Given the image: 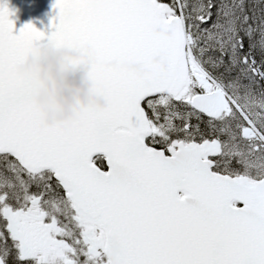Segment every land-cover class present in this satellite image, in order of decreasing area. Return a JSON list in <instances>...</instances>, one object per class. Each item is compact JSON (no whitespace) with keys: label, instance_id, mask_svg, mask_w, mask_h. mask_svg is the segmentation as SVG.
Segmentation results:
<instances>
[{"label":"snow or ice","instance_id":"snow-or-ice-1","mask_svg":"<svg viewBox=\"0 0 264 264\" xmlns=\"http://www.w3.org/2000/svg\"><path fill=\"white\" fill-rule=\"evenodd\" d=\"M0 0V264H264V0ZM91 48L108 100L46 122L20 71Z\"/></svg>","mask_w":264,"mask_h":264},{"label":"water","instance_id":"water-1","mask_svg":"<svg viewBox=\"0 0 264 264\" xmlns=\"http://www.w3.org/2000/svg\"><path fill=\"white\" fill-rule=\"evenodd\" d=\"M7 3L14 12L11 18L14 20L17 30L29 22H32L38 29L50 30L51 18L55 15V11L52 8L54 0H7ZM46 49L53 50V56L64 54L63 59L71 65V67H63L60 69L66 80H78L81 75L87 72L88 81L93 84V91L96 93L95 82L91 78V70L94 64V54L91 48L78 50L70 46L57 47L54 42H49L42 47H38L28 57L27 61L20 66V71L34 74L38 78L41 87L38 95L34 97V101L44 112V107L39 103V97H41L46 88L45 82L42 79L44 69L39 66L30 68L29 62L35 59L38 65L41 62H47L53 58L52 56L46 55Z\"/></svg>","mask_w":264,"mask_h":264},{"label":"clouds","instance_id":"clouds-1","mask_svg":"<svg viewBox=\"0 0 264 264\" xmlns=\"http://www.w3.org/2000/svg\"><path fill=\"white\" fill-rule=\"evenodd\" d=\"M45 53L53 58L38 65L33 59L29 62V67L39 66L44 69L42 79L46 88L39 97V103L45 109L47 123L74 119L82 108L92 104L108 106V100L93 91L94 86L88 81L87 72L78 80H66L60 69L71 65L63 59L64 54L53 56V50L50 49H46Z\"/></svg>","mask_w":264,"mask_h":264}]
</instances>
